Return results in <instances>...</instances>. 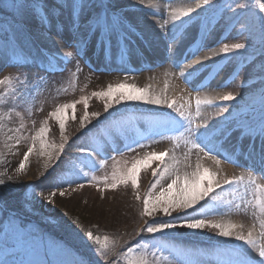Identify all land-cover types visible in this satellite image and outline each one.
Masks as SVG:
<instances>
[{
    "label": "rangeland",
    "instance_id": "1",
    "mask_svg": "<svg viewBox=\"0 0 264 264\" xmlns=\"http://www.w3.org/2000/svg\"><path fill=\"white\" fill-rule=\"evenodd\" d=\"M157 2L160 4L158 11L145 7L149 0H144V4L140 0H32L27 3L24 0H15L10 14L0 16V78L6 75L13 77L18 96L25 89L30 90L15 101L9 94H5L0 100V116L4 117L0 121L4 125L0 133V179L5 181L0 188L7 191L20 187L24 197L20 206L25 208V212L20 214L9 210L5 203L0 202V264H77L80 261L83 264H110V261L117 259L116 253H109L108 260L99 256L94 250L95 246L84 235L88 230L94 235H108L116 239L117 250L125 242H128L127 246L145 245L146 247H141L138 251L146 252L153 264H227L232 249L247 248L243 242L232 237L219 236L215 230L208 228L190 230L177 227L164 233L144 232L138 235V230L148 221L178 223L174 219L177 212L174 211L171 217L159 212L154 217H142L140 212L143 200L136 199V192L130 183L118 185L115 189L105 186L103 178L111 177L113 156L130 166L134 159L142 158L147 152L168 150L170 153L174 152L183 163L185 155L190 151L189 162L192 168L187 169L189 172L194 170L198 157L202 164L206 158L211 159L185 144L188 137L186 133L181 135L184 133L183 128L172 126L157 129L162 135L154 134L150 139H141L140 143L146 146L137 148L133 145V151H127L122 146L118 152L102 151L94 157L95 167L79 151L88 142V133L78 131L79 118L85 112L81 97L88 98L89 113L103 114L102 118L93 122L89 132L96 131L100 125L109 121L124 123L125 134L116 144L108 145V148H115L118 144L126 143L128 139L139 138V135L148 133L154 121L171 118L180 120L172 109L143 101H123L121 105H114L108 113H104L106 98H97L92 93L105 90L109 84L116 85L121 82L139 88L147 85L158 91L164 88L167 81L170 96L177 98L179 103L188 101L193 127L206 124L210 129L222 128L228 121L237 120L259 128L261 118H264V89L260 84L262 42L259 29L264 12L259 9L260 0H212L211 7L196 8L190 19L182 18L183 22H174L175 27L171 28V32L177 36L184 35L183 40L178 42L166 39L162 34L164 22L170 21L171 9L181 6L195 7L201 0ZM0 3L6 6L10 0H2ZM81 3L85 6L82 13L78 8L68 7L69 4ZM59 4L65 5L62 14L56 9ZM44 9L50 14L58 15V19H52L51 28L41 23V17L45 15ZM70 12L80 16L79 32L71 26ZM105 12L109 15L116 13L126 24L133 26V31L127 34V47L117 46L114 42L111 52L106 53L97 42L96 36L88 32L89 25L83 21L87 20L94 26L97 19L104 17ZM139 16H142L140 22L143 29H138V25L134 23ZM206 23L214 29L205 42L207 48L202 49L196 56H185L189 45L197 40ZM58 24H62V31H57ZM82 37L86 39L80 45L81 53L77 56L76 41ZM247 39L252 41L251 46L240 50L235 61L224 67L209 87H197L207 76L204 67L188 76L187 82L181 78L180 72L185 65L197 56H203L209 48L218 49L224 43L246 42ZM169 45L172 46V53L168 52ZM68 51L73 52V56L66 61L63 53ZM170 55H174L175 63L169 59ZM234 67L239 76L227 86L218 87L217 85L230 77ZM25 80L26 84L20 83ZM3 90L4 86L0 85V91ZM229 91L239 97L234 102H227L231 109L230 114L225 113L221 117L216 115L219 112L218 107L202 105L201 115L196 116L197 96H211ZM73 102L74 110L68 109L65 112V134L69 137V144L59 163L55 166L50 164V168L45 169L47 156H40L34 151L24 170L17 171L23 153L31 143V136L45 120L49 128V142L57 145L61 143L59 126L49 113L55 111L59 105ZM9 109L12 111L9 112ZM21 122L24 127L20 133H16L14 130ZM181 123L187 126L186 121ZM7 136L14 138L8 140ZM172 136L176 137L175 141L169 138ZM16 137L20 138L19 144L16 143ZM238 137L239 132L234 130L230 137L222 141L223 148L231 152L240 144ZM255 143L256 149L253 151L248 148L249 140H243L241 147L244 150L236 152L238 163H230L221 157V175L232 177L244 173L247 177L251 172L257 182L264 184V177L261 175L264 172V159L261 156L259 139ZM216 149L220 150L219 144H216ZM195 150L196 159L191 157ZM77 157V170L70 171L66 162ZM156 163L158 162L154 160L139 170L141 197L153 180L151 169ZM212 163L213 168L206 167L217 170V165L214 161ZM8 177L12 179L9 180ZM54 177L67 182L54 184ZM92 177L97 179L93 180ZM167 182L166 179L163 183L166 185ZM233 189L236 190V197L241 200L253 199V193L233 185L224 186L220 192L222 200H234ZM154 191H159V186ZM197 218L231 220L244 224L246 228L255 223L257 229L259 228V221L251 204L239 212H229L225 205L220 204L219 212ZM60 222L71 226L68 237L54 231L53 226ZM249 257L253 264L260 259L251 250ZM120 264H124L122 257Z\"/></svg>",
    "mask_w": 264,
    "mask_h": 264
},
{
    "label": "snow or ice",
    "instance_id": "2",
    "mask_svg": "<svg viewBox=\"0 0 264 264\" xmlns=\"http://www.w3.org/2000/svg\"><path fill=\"white\" fill-rule=\"evenodd\" d=\"M0 2H2V0H0ZM140 3L144 4V0H140ZM6 6H15V0H10V3ZM64 6L63 4L56 6L58 13L62 14ZM211 6L212 0H201L195 7L181 6L171 9L169 13L170 21L166 20L162 26L163 36L174 42L183 40V34L177 36L176 33L171 32V28L175 27L174 22H183L182 18L190 19L191 15L196 12V8L203 9L204 7ZM258 6L260 11L264 12V0H260ZM68 7L70 9L78 8L79 12L82 13L85 6L81 3L79 5L69 4ZM145 7L158 11L160 4L157 0H149V3ZM241 7L245 6L241 5ZM44 12L45 15L41 17V23L51 28L52 19H58V15L50 14L47 9H44ZM70 15L72 28L79 32L81 28L79 14L70 12ZM83 23L89 25L88 32L96 36L97 42L106 53L111 52L114 42L117 46L123 45L127 47V34L133 31V26L126 24L125 20L114 12L111 15L105 12L104 17L97 19L94 26L89 24L87 20L83 21ZM62 28V24L57 25V31H62ZM259 29L262 42L260 52V84L262 89H264V17H261ZM213 31L214 29L206 23L200 35L197 37V40L189 45L185 52V56H196L202 49L207 48L205 42ZM249 35H251L250 27ZM222 38L227 39V37ZM85 39L86 37H82L76 41L75 55H80V45L85 42ZM251 44L252 41L247 39L246 42L232 44L224 43L218 49L209 48L203 56H197L196 59L186 64L185 68L181 70L180 76L187 82L188 76H191L195 71H199L200 67H204L207 72V76L205 77L207 83L201 81L197 87H209L211 81L219 75L223 68L235 61V58L240 55V50H246ZM168 52H173L171 45L168 47ZM72 56L73 52L71 51L63 53V57L66 61ZM169 59L175 63L174 55H170ZM237 76H239V72H237L234 67L230 77L221 85L217 86H227V84L230 83L231 80L236 79ZM20 83L26 84V80L20 81ZM0 85L4 86V90L0 91V100L3 99L5 94H9L13 101H15L22 98L25 93L30 92L29 89H25L21 92V95L18 96V90L14 87V78L8 75L0 78ZM33 87H35V85H33ZM113 93H115V97H113ZM92 95L97 98H106L104 113H108L114 105H121L123 101H143L151 105L166 106L180 117V120L171 118L154 121L148 133L139 135V138L128 139L123 145L118 144L115 148H108V145L116 144L120 137L125 134L124 123L122 121H109L100 125L96 131L89 132L93 122L102 118L103 114L100 112L89 113L88 98L81 97L80 101L84 103L85 112L84 115L79 118L80 129L78 131L83 130L84 133H88V142L86 146L82 147L79 151L89 158V164L92 167L96 166L94 157L100 155L102 151L105 153L109 150L118 152L121 146L127 151H133V145L137 148H143L146 145L140 143L141 139H150L151 135L154 134L162 135V132L157 131V129H164L172 126L183 128L184 133H181V135L186 133L188 137L185 140V144L190 146V149L194 148L203 152L205 156L210 157L217 165V170H212L200 163V158L198 157L194 170L189 172L187 169L191 168L189 162L190 151L185 155L183 163L177 158L174 152L170 153L168 150L162 152H147L142 158L134 159L130 166L127 162L116 160L115 156H113L112 159L114 163L111 177L110 179L107 176L103 178L106 187L115 189L118 185H127L130 183L136 192V199L143 200V208L140 212L142 217H154L158 212L171 217L174 211L177 212V217L174 219L178 220V223L148 221L138 230V235L144 232L148 234L164 233L168 230L176 229L177 227L190 230L213 229L216 231L217 235L232 237L236 241H241L247 246V248L236 247L232 249L227 264H253V261L249 257V250L256 252L260 258L255 264H264V219H260V217H264V184L257 182L256 177L253 176L251 172L247 174V177L244 173L232 177H224L219 171L221 157L230 163H238L236 152L244 150L241 147L244 139L249 140L248 148L253 151L256 149L255 141L259 139L260 152L262 159H264V118H261L258 129L254 128L251 124L237 120L228 121L222 128L210 129L206 124L193 127V117L188 101L185 100L184 103H179L177 98L170 96L168 94L167 81L165 82L164 88L158 91L150 89L147 85L143 88H139L136 85H129L126 82H121L116 85L109 84L105 90L93 92ZM262 95H264V91H262ZM238 98V95L231 91L216 93L211 96H197L195 98L196 116L201 115L200 109L201 106L204 105L218 107L219 112L216 113V115L223 117L225 113H231V109L227 106V102H234ZM74 103L75 102L59 105L55 111L49 113V116L54 117L57 121L62 137L61 143L57 145L54 142H49L47 139L49 128L46 126L47 121L45 120L41 127L31 136V143L23 153V158L19 162L17 171L24 170L26 162L34 151L40 156H47L48 160L44 164L45 169H49L50 164L51 166H55V164L59 163L69 144V137L65 134V112L68 109L74 110ZM11 111L12 109H9V112ZM17 115H19V113H17ZM73 118L75 117L73 116ZM3 119L4 117L0 116V121ZM181 121H186L187 126L185 127ZM23 127L24 124L21 122L20 126L14 131L20 133ZM3 128V123H0V133H2ZM234 130L239 132L238 140L240 144L233 148L231 152H228L227 149L223 148L222 141L230 137ZM13 138V136H7L8 140H12ZM169 138L173 141L176 140L175 136ZM16 143H20L19 137H16ZM216 144L220 145V150L216 149ZM77 159L78 157L72 158L66 162V167L70 171L77 170ZM154 160L158 161V163L151 169L153 180L143 197H141L138 185L139 170L142 167H146ZM100 163L102 164L103 161H100ZM261 175L264 177V172H262ZM8 179L11 180L12 178L8 177ZM92 179L96 180L97 178L92 177ZM166 179L168 182L165 185L163 182ZM63 182L67 181L59 179L58 177L53 178L54 184ZM4 183L5 181L0 179V185ZM233 185L243 187L245 192L253 193V199L241 200L239 197H236V190L233 189L234 200H222L220 192L223 191L224 186ZM158 186L159 191H154ZM220 204L225 205L229 212L245 210L248 205L251 204L259 221V228L257 229L255 223L246 228L244 224L234 223L231 220H207L197 218V216L203 217L208 213L219 212ZM189 213H191V215ZM84 235L87 241H90L91 244L95 246V252L105 260H108L109 253L115 252L117 248V240L110 238L108 235H94L91 230L86 231ZM127 244L128 242H125L124 245L120 246L121 251L116 253L117 259L110 261V264H120V257L123 258L124 264H153V262L149 260L146 252L138 251L141 247H146L145 245L133 244L132 246H127ZM77 264H83V261L77 262Z\"/></svg>",
    "mask_w": 264,
    "mask_h": 264
},
{
    "label": "trees",
    "instance_id": "3",
    "mask_svg": "<svg viewBox=\"0 0 264 264\" xmlns=\"http://www.w3.org/2000/svg\"><path fill=\"white\" fill-rule=\"evenodd\" d=\"M32 0H24V2H29ZM11 7H6L4 4L2 5L0 3V16H5L8 13L10 14L12 8ZM1 19V18H0ZM24 197H22V192L20 191V187L14 188L12 190H7L5 191L4 188H0V202H3L6 204V207L11 210V211H15L17 213H24L25 212V208L23 206H20L23 203ZM67 221H69L67 219ZM53 229L56 233H60L62 235H65L68 237V235H70L68 232V229H71V226L63 222H60V224H56L55 226H53ZM121 250V249H120ZM119 249L115 250V252L113 253H117L120 251Z\"/></svg>",
    "mask_w": 264,
    "mask_h": 264
},
{
    "label": "bare ground",
    "instance_id": "4",
    "mask_svg": "<svg viewBox=\"0 0 264 264\" xmlns=\"http://www.w3.org/2000/svg\"><path fill=\"white\" fill-rule=\"evenodd\" d=\"M128 14V13H127ZM129 15V14H128ZM127 17V16H126ZM141 18H142V16L140 17H137V19H138V21H136V22H134V23H136L137 25H138V29H143L142 28V25H141V22H140V20H141ZM191 157H193L194 159H196V150L191 154ZM158 162V161H157ZM201 162V161H200ZM213 161L211 160V159H208V158H206V160L204 161V163H203V165L206 167V166H209V167H211V168H213V163H212ZM202 163V162H201ZM191 168H192V166H191Z\"/></svg>",
    "mask_w": 264,
    "mask_h": 264
}]
</instances>
